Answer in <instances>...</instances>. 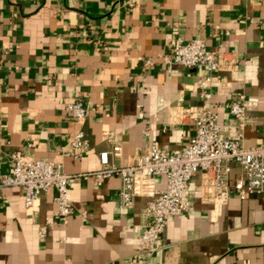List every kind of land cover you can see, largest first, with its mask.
I'll list each match as a JSON object with an SVG mask.
<instances>
[{
    "label": "crops",
    "instance_id": "0c3cea01",
    "mask_svg": "<svg viewBox=\"0 0 264 264\" xmlns=\"http://www.w3.org/2000/svg\"><path fill=\"white\" fill-rule=\"evenodd\" d=\"M177 40L201 41L218 72L168 65ZM144 61L152 67L141 72ZM236 95L251 148L264 141V0H0V177L18 152L74 177L66 224L55 217L53 192L26 207L21 189H0V264H264V196L240 201L230 191L213 205L198 172L184 193L189 211L167 225L158 251L141 256L148 197L123 208L118 178L95 187L85 176L113 144L116 167L151 145L182 151L201 110L216 113L227 136L237 126L225 105ZM74 101L87 108L81 123L65 111ZM77 133L87 150L64 157L63 148L76 152L67 144ZM239 174L231 163L230 182Z\"/></svg>",
    "mask_w": 264,
    "mask_h": 264
},
{
    "label": "built area",
    "instance_id": "2783aa9c",
    "mask_svg": "<svg viewBox=\"0 0 264 264\" xmlns=\"http://www.w3.org/2000/svg\"><path fill=\"white\" fill-rule=\"evenodd\" d=\"M218 64L217 55L206 50L198 40L186 43L177 40L168 60V65L204 71L209 75L218 72ZM151 67L150 61H144L141 72ZM201 90L200 97L209 100L210 95L203 91V86ZM225 109L237 126L227 136L224 135L218 115L210 110H201L193 121L194 134L182 151L168 154L151 145L133 164L116 167L110 164V159L119 158L120 147L113 144L110 151L99 154L100 170L85 175L92 179L95 187H101L112 177L118 178V196L123 208H130L135 197H148L142 212L143 226L138 236L139 255L150 256L158 251L167 225L189 211L184 193L198 172L209 183V200L213 205L226 201L230 191L236 193L240 201L249 196H264V141L251 148L243 146L241 132L248 119L241 95H236L225 105ZM65 111L69 120L76 123L83 122L88 115L81 101L67 105ZM67 147L76 152L71 154L63 148V156L76 159L87 150V142L82 133H77ZM10 161L11 172L0 177V189H21L26 207L31 206L40 195L53 192L55 217L66 224L72 214L67 189L74 177L66 175L60 164L32 160L19 152L11 155ZM231 163L240 167V174L233 183L229 179ZM157 178L163 179V187L159 190L152 186ZM42 236L43 231H40Z\"/></svg>",
    "mask_w": 264,
    "mask_h": 264
}]
</instances>
